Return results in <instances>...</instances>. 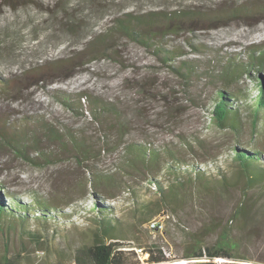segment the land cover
Instances as JSON below:
<instances>
[{
	"label": "rangeland",
	"instance_id": "rangeland-1",
	"mask_svg": "<svg viewBox=\"0 0 264 264\" xmlns=\"http://www.w3.org/2000/svg\"><path fill=\"white\" fill-rule=\"evenodd\" d=\"M253 1L0 0V76L11 80L12 85L8 92L0 91V115L15 122L30 115L46 121L64 122L73 130L84 129L93 141H99L97 135L102 133L97 130V124L89 116L67 112L55 98V90L69 94L85 92L115 103L123 112L129 113L134 107H139L141 113L163 114L158 99L146 97L133 85L156 81L169 99L173 97L171 94H175V97L183 99V103L179 98L181 106L177 116L170 120L167 117L157 119V115L144 118L135 112L138 116L132 117V136L147 132L158 140H170L178 133L202 131L208 136V146L220 151L215 162L206 164L207 170L215 173L213 163H217L221 169L227 170L231 180L226 189L218 187L213 192L197 185L180 189L174 202L162 203L161 209L168 212L169 219L161 231H149L145 223L140 222L141 213L133 210L131 202L126 199L129 195L123 193L111 203L114 204L113 213L121 220L125 241L138 247L157 244L170 251L173 259H181L185 246L193 240L212 246L224 237L231 245L232 259H222L219 264L232 260L264 264V180L248 184L230 158L232 147L238 144L237 139L214 125L208 126V110L204 111V106L196 103L210 98L211 87L205 80L182 84L179 78L159 66L149 53L117 35L109 44L88 43L97 34H105L112 21L125 11L136 13L189 7L211 12L250 5ZM256 1L264 3V0ZM185 37L200 45L202 50L194 51ZM175 40L185 50L180 57L192 59L195 63L212 52L219 55L237 53L243 57L250 45L264 43V12L224 21L214 28L185 33ZM109 45H113L112 50H105ZM45 63L52 67L58 65L47 75L45 86L26 88L28 81L24 82L21 74ZM148 67L153 77L142 79ZM245 79L251 82L249 76ZM252 94L255 95L256 91ZM83 106L87 108L88 103L84 101ZM243 113L246 120L244 135L249 137L252 110L247 108ZM114 165V159L107 158L98 167L109 170ZM81 175V167L64 154L43 168L17 157L8 147L0 148V190L14 192L26 200L32 199L30 191L41 195L55 191L64 193L65 186L70 182L76 183ZM135 187L141 200L156 199L153 188L144 183ZM80 195L74 191L68 196L76 199L78 204L64 208L71 215L59 218L62 223L57 225V231L53 226L48 225L46 230L30 221V228L42 233V248L35 246L28 235H20L18 230H3L0 233V258L8 243L9 255L25 249L21 252L19 264H72L73 249L92 242L98 229L92 214L83 209L86 204H91L92 196L88 194L80 198ZM240 207L245 209L246 215L237 213ZM71 222L76 224L75 227ZM62 253L65 257L61 262L59 254Z\"/></svg>",
	"mask_w": 264,
	"mask_h": 264
},
{
	"label": "trees",
	"instance_id": "trees-1",
	"mask_svg": "<svg viewBox=\"0 0 264 264\" xmlns=\"http://www.w3.org/2000/svg\"><path fill=\"white\" fill-rule=\"evenodd\" d=\"M263 12L264 3L256 0L250 5L211 12L189 7L136 13L125 11L112 21L105 34H97L88 43L109 44L117 35L149 53L159 66L179 78L182 84L205 80L211 87L210 98L196 104L204 106V111L208 110V126L214 125L237 139L238 144L232 147L231 162L237 164L248 184H253L264 180V43L250 45L243 57L237 53L219 55L212 52L195 63L192 59L180 57L185 50L175 39L195 30L217 27L224 21ZM184 40L194 51L202 50L190 38L185 37ZM112 46L105 47V50H112ZM56 67L58 65L52 67L45 63L29 68L21 74L23 81H28L26 88L45 86L47 75ZM148 68L142 79L153 77ZM248 76L251 82L246 81ZM133 85L146 97L158 99L163 114L141 113L139 107H134L129 113L123 112L115 103L85 92L69 94L55 90V98L67 112L89 116L97 124V130L102 133L97 135L99 141H93L84 129L73 130L64 122L46 121L31 115L15 122L0 115V148L8 147L17 157L43 168L64 154L73 158L82 169L81 177L74 184L68 183L64 193L55 191L41 195L30 191L32 199L26 200L14 192L0 190V233L3 230H18L20 235H28L35 246L42 248V233L31 229L30 221L46 230L48 225L53 226V230L57 231V225L62 223L59 218L71 215L64 208L78 204L76 199L68 197L77 191L81 194L80 198L88 194L92 196L91 204H86L83 209L92 214L98 229L92 242L73 249L71 259L74 264H163L166 261L162 248L157 244L141 246L148 256L143 263L139 260L137 253L130 249V243L125 241L121 220L113 213L114 204L111 202L127 193L129 196L126 199L131 202L133 210L141 213L140 222L146 223L164 211L162 203L174 202L180 189L196 185L210 192L218 187L226 189L231 177L217 163H213L215 173L207 170L206 164L215 162L220 151L208 146V136L202 131L178 133L170 140H158L147 132L133 137L132 117L155 118L157 115V119H174L183 103L179 97V105V98L171 92L173 97L169 99L156 81ZM164 86L166 88L167 85ZM11 89V80L0 76V91ZM253 91H256L255 95ZM81 99L88 103V110ZM247 108L252 110L249 137L244 135L246 120L243 111ZM107 158L114 159L113 169L99 168L98 165ZM140 183L153 188L156 199L141 200L135 187ZM237 213L247 214L242 207L237 209ZM7 244L0 264H19L21 252L25 249L9 255ZM230 249L231 245L224 237L212 246L202 245L196 239L185 246L182 259L186 261L183 264H218L214 259H232ZM59 255L62 262L65 254ZM222 264L244 263L232 260Z\"/></svg>",
	"mask_w": 264,
	"mask_h": 264
},
{
	"label": "built area",
	"instance_id": "built-area-1",
	"mask_svg": "<svg viewBox=\"0 0 264 264\" xmlns=\"http://www.w3.org/2000/svg\"><path fill=\"white\" fill-rule=\"evenodd\" d=\"M169 219V214L166 211H161L159 214L154 216L152 219L148 220L145 223L146 228L149 231H161L164 229L166 222ZM130 249L134 250L139 260L143 263V261L148 256V252L144 249V247H138V246H132ZM162 252L164 254V257L166 261L163 262V264H183L186 260L184 259H173L172 254L170 251L162 248ZM222 260V259H221ZM214 262L218 263L220 262L219 258L214 259ZM74 264V263H72Z\"/></svg>",
	"mask_w": 264,
	"mask_h": 264
}]
</instances>
